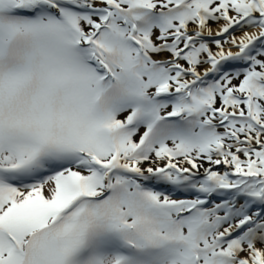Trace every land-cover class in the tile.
<instances>
[{
  "label": "snow or ice",
  "instance_id": "6c2138e0",
  "mask_svg": "<svg viewBox=\"0 0 264 264\" xmlns=\"http://www.w3.org/2000/svg\"><path fill=\"white\" fill-rule=\"evenodd\" d=\"M0 264H264V0H0Z\"/></svg>",
  "mask_w": 264,
  "mask_h": 264
}]
</instances>
